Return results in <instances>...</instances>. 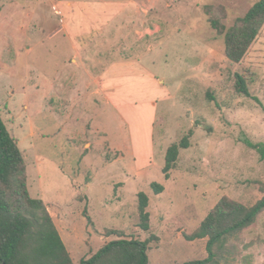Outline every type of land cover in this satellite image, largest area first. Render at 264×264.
Here are the masks:
<instances>
[{"label": "rangeland", "instance_id": "1", "mask_svg": "<svg viewBox=\"0 0 264 264\" xmlns=\"http://www.w3.org/2000/svg\"><path fill=\"white\" fill-rule=\"evenodd\" d=\"M258 1L0 0V115L31 196L76 263L119 236L150 240L149 264L204 260L208 239L188 237L218 201L263 198L264 160L246 142L264 144V27L237 64L209 23L232 27ZM80 61L88 73L72 83ZM236 75L251 97L237 93ZM56 77L63 96L73 88L66 103L52 94ZM190 130L166 180L167 149ZM140 192L150 198L149 231ZM232 258L264 264V212Z\"/></svg>", "mask_w": 264, "mask_h": 264}, {"label": "trees", "instance_id": "2", "mask_svg": "<svg viewBox=\"0 0 264 264\" xmlns=\"http://www.w3.org/2000/svg\"><path fill=\"white\" fill-rule=\"evenodd\" d=\"M209 23L224 36L225 56L233 63H241L264 27V0L255 3L245 17L232 27L213 18ZM236 91L251 97L248 82L241 75H236ZM193 135L194 132L190 130L167 149L163 168L166 180L176 169L181 151L191 147ZM246 144L258 150L264 160V144L250 141ZM26 172L23 152L0 115V264H149L150 240H128L124 236L107 243L90 258L76 263L45 202L31 196ZM151 187L156 195L165 191L162 184L153 183ZM262 192L264 194V187ZM138 202L140 227L149 231L150 198L140 192ZM263 212L264 196L251 207L228 197L221 198L198 230L188 237L190 241L208 239V257L184 264H230L234 259L235 242ZM112 233L122 235L119 231Z\"/></svg>", "mask_w": 264, "mask_h": 264}, {"label": "crops", "instance_id": "3", "mask_svg": "<svg viewBox=\"0 0 264 264\" xmlns=\"http://www.w3.org/2000/svg\"><path fill=\"white\" fill-rule=\"evenodd\" d=\"M54 11H58V7L57 6H54ZM61 14H62V12L59 10V15H61ZM61 22H62V20H61ZM75 55H77L79 57V59H81V54L79 52L75 53ZM74 60H75L74 57L71 58V59H69L70 64L73 65L74 64L73 63ZM77 61H78V59H77ZM75 68H76L75 71H77V73L76 72L75 73L72 72L71 71V68H70V74H69V78L68 79L71 80L72 78H74L73 81H71L72 83H77V80L79 79L78 77L81 78L80 75H82L83 77H86V73H88V70L83 66L82 61H80V63H75ZM99 79H100V81H102V78L101 77H99ZM58 81L61 82L60 77H56V79H55V84L53 86V92H52V94L55 95L56 97L62 99L64 101V103H66V101H67V100H65L66 98L69 99L68 97H70V96L75 97L73 95V88L70 87V88L67 89L66 86L64 85L65 94L63 96L61 94L62 85L56 84V82H58ZM75 93L77 94L78 92L76 91Z\"/></svg>", "mask_w": 264, "mask_h": 264}]
</instances>
